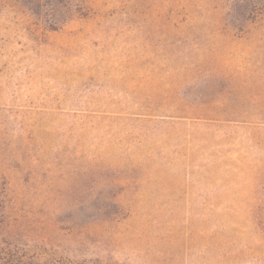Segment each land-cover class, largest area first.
Returning <instances> with one entry per match:
<instances>
[{"label":"rangeland","instance_id":"rangeland-1","mask_svg":"<svg viewBox=\"0 0 264 264\" xmlns=\"http://www.w3.org/2000/svg\"><path fill=\"white\" fill-rule=\"evenodd\" d=\"M84 1L0 0V257L264 264V12Z\"/></svg>","mask_w":264,"mask_h":264},{"label":"trees","instance_id":"trees-1","mask_svg":"<svg viewBox=\"0 0 264 264\" xmlns=\"http://www.w3.org/2000/svg\"><path fill=\"white\" fill-rule=\"evenodd\" d=\"M35 7L37 15L53 31L58 30L69 17L67 13L75 8L77 14L82 18H87L89 10L84 0H29ZM232 10L230 13L231 23L240 30L244 22H254L264 12V0H230ZM59 5L63 6L62 12L57 13ZM52 7L53 10H49ZM65 11V12H64ZM65 14V15H64ZM7 256V254L4 253ZM0 264H8L6 258L0 257Z\"/></svg>","mask_w":264,"mask_h":264}]
</instances>
